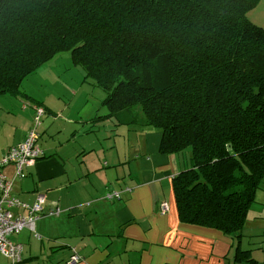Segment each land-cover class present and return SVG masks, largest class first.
Listing matches in <instances>:
<instances>
[{
    "label": "trees",
    "instance_id": "16d2710c",
    "mask_svg": "<svg viewBox=\"0 0 264 264\" xmlns=\"http://www.w3.org/2000/svg\"><path fill=\"white\" fill-rule=\"evenodd\" d=\"M260 2L0 0V95L23 94L68 52L105 92L107 116L189 153L173 180L179 219L241 238L264 182ZM250 253L237 247L236 260L258 264Z\"/></svg>",
    "mask_w": 264,
    "mask_h": 264
},
{
    "label": "crops",
    "instance_id": "0c3cea01",
    "mask_svg": "<svg viewBox=\"0 0 264 264\" xmlns=\"http://www.w3.org/2000/svg\"><path fill=\"white\" fill-rule=\"evenodd\" d=\"M250 17L264 27V0ZM43 73L48 71L40 67L22 82L23 94L0 95V157L25 140L36 109L44 108V156L24 169L25 177L13 164L5 172L21 201L33 204L44 195L45 212H62L14 235L23 246L22 261L0 252V264H234L235 238L179 219L173 180L189 167V153L163 152L160 130L118 123L107 116L104 94L98 102H90L88 93L77 99L81 93L74 97L62 76L63 86L56 79L39 89ZM32 79L38 80L34 89ZM115 191L119 198L106 197ZM251 221L259 222L258 230L247 235ZM244 229L242 236L264 237V182ZM76 253L80 258L73 262Z\"/></svg>",
    "mask_w": 264,
    "mask_h": 264
},
{
    "label": "built area",
    "instance_id": "2783aa9c",
    "mask_svg": "<svg viewBox=\"0 0 264 264\" xmlns=\"http://www.w3.org/2000/svg\"><path fill=\"white\" fill-rule=\"evenodd\" d=\"M45 113L44 108L38 107L33 120V125L27 133L25 140L7 149L0 157V252L11 258L13 263L22 261L23 246L12 240L14 235L25 228L34 229L37 220L43 216H56L61 214L60 209L44 211L45 196L40 195L33 204L21 201L13 192V181L6 175L5 168L13 164L19 177H25L24 169L35 164L44 156L40 146L41 133L39 127ZM107 198H119L120 193H108ZM28 210V215L15 214L12 208ZM167 209L166 205H163ZM79 254L73 257V262L79 260Z\"/></svg>",
    "mask_w": 264,
    "mask_h": 264
},
{
    "label": "rangeland",
    "instance_id": "374dc122",
    "mask_svg": "<svg viewBox=\"0 0 264 264\" xmlns=\"http://www.w3.org/2000/svg\"><path fill=\"white\" fill-rule=\"evenodd\" d=\"M63 53L64 54L52 59L48 64L42 65L43 71H48V74L46 75L43 73L37 78L39 79V82H41L42 79V85L39 83L38 86L40 87L38 88L40 89L42 86L46 84L48 85L50 84V81L54 82L56 79L59 80V85H61L60 77L62 76L64 80L69 82L68 85L64 86L74 88V90H72V95L74 97L81 93L79 97H76L77 99H81L82 95L88 93V99H90V102H98V99L101 98L100 95H105V92L101 89V87L95 84L94 79H86V73L80 66L74 64L68 52ZM37 79H32L28 82V85L32 89L37 86ZM258 223L259 222L257 221H251L249 227L246 225L244 233L249 235L250 233L256 232L258 230ZM235 239L236 242L234 244L231 256L234 264H256L247 260H236L235 258L238 259L236 256L237 247L242 250H251V258L259 260L260 264H264V237H246L243 235L241 238Z\"/></svg>",
    "mask_w": 264,
    "mask_h": 264
},
{
    "label": "water",
    "instance_id": "95a60500",
    "mask_svg": "<svg viewBox=\"0 0 264 264\" xmlns=\"http://www.w3.org/2000/svg\"><path fill=\"white\" fill-rule=\"evenodd\" d=\"M229 149H231V147Z\"/></svg>",
    "mask_w": 264,
    "mask_h": 264
}]
</instances>
